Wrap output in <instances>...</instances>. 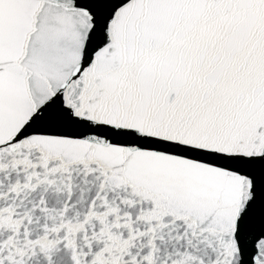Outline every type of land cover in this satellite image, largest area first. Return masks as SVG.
<instances>
[{"label":"snow or ice","instance_id":"6c2138e0","mask_svg":"<svg viewBox=\"0 0 264 264\" xmlns=\"http://www.w3.org/2000/svg\"><path fill=\"white\" fill-rule=\"evenodd\" d=\"M0 264H264V0H0Z\"/></svg>","mask_w":264,"mask_h":264}]
</instances>
